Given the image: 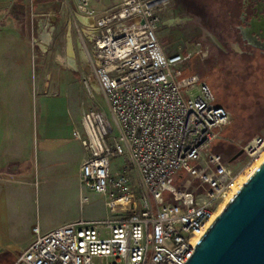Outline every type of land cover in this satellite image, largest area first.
Wrapping results in <instances>:
<instances>
[{"label": "built area", "instance_id": "1", "mask_svg": "<svg viewBox=\"0 0 264 264\" xmlns=\"http://www.w3.org/2000/svg\"><path fill=\"white\" fill-rule=\"evenodd\" d=\"M75 1L79 12L95 17L90 66L112 117L91 108L72 129L84 151L77 176L81 204L85 191L99 194L105 215L44 234L34 225L15 264H184L194 237L237 191L242 169L212 150L229 113L201 74L188 69L196 49L167 54L160 44L168 0H119L103 13L92 0ZM83 84L93 98L89 77ZM243 150L246 167L264 150V135ZM175 174L180 186L171 183Z\"/></svg>", "mask_w": 264, "mask_h": 264}, {"label": "crops", "instance_id": "2", "mask_svg": "<svg viewBox=\"0 0 264 264\" xmlns=\"http://www.w3.org/2000/svg\"><path fill=\"white\" fill-rule=\"evenodd\" d=\"M118 4L90 6L103 13ZM96 35L95 17L75 0H0V264H15L34 225L44 234L105 215L93 217L87 206L99 194L85 191L81 204L84 151L72 135L82 113L104 98L97 91L90 98L83 84L87 76L98 88L89 60Z\"/></svg>", "mask_w": 264, "mask_h": 264}, {"label": "flooded vegetation", "instance_id": "3", "mask_svg": "<svg viewBox=\"0 0 264 264\" xmlns=\"http://www.w3.org/2000/svg\"><path fill=\"white\" fill-rule=\"evenodd\" d=\"M159 26L166 39L176 34L177 44L196 47L192 60L203 71L234 75L231 80L264 72V0H168ZM236 153L228 163L238 161Z\"/></svg>", "mask_w": 264, "mask_h": 264}, {"label": "water", "instance_id": "4", "mask_svg": "<svg viewBox=\"0 0 264 264\" xmlns=\"http://www.w3.org/2000/svg\"><path fill=\"white\" fill-rule=\"evenodd\" d=\"M242 153L241 148L235 157ZM184 264H264V159L218 211Z\"/></svg>", "mask_w": 264, "mask_h": 264}, {"label": "rangeland", "instance_id": "5", "mask_svg": "<svg viewBox=\"0 0 264 264\" xmlns=\"http://www.w3.org/2000/svg\"><path fill=\"white\" fill-rule=\"evenodd\" d=\"M212 1L213 0H207V2L210 3ZM170 22L171 20H166L165 24L169 25ZM165 28L159 29L158 27L157 37L167 54L174 52L184 53L187 52V50H191V44H177L179 40L176 38V34L170 35L167 39L165 36L163 37ZM188 63V69H201L199 65L192 60V56ZM201 70L210 88L211 85L209 83L214 86L212 91L215 93L214 96L217 102L230 109H226L229 113L227 125L220 130L215 139L216 141L214 140L213 145L215 151L220 148V143L224 142L226 144L230 143L238 148L236 151L238 152V150L241 148L243 149L246 143L257 134L264 135V72L253 74L250 76V79L244 76L239 80H231L232 78L234 79V75H229V78H227L228 75H226L225 72L217 73L209 70ZM96 91L102 95L98 88H96ZM96 101H98L100 105L89 107V109L102 110L107 117L112 120L106 100L103 97H99ZM227 157L228 156L225 155L226 160L228 159ZM242 159H244V163H241ZM247 159L248 157L243 150L238 161L233 164L229 163V165L234 170L239 171L245 167ZM118 162L119 161H116L115 164ZM171 183L174 186H180L178 174L173 176ZM87 206L89 209L91 208L90 214H92L91 216L93 217L100 216L104 212L103 209H105L103 200L101 199H92ZM88 208L87 210H89Z\"/></svg>", "mask_w": 264, "mask_h": 264}, {"label": "bare ground", "instance_id": "6", "mask_svg": "<svg viewBox=\"0 0 264 264\" xmlns=\"http://www.w3.org/2000/svg\"><path fill=\"white\" fill-rule=\"evenodd\" d=\"M263 159H264V150L259 154V156L253 162H251L249 165L244 167L238 173L235 179V185H234L233 191H236L242 185V183L251 175V173L256 169V167L262 162ZM227 201L228 200H226L224 204H222L221 208L225 205ZM199 237H200V234L195 236L193 239V242H195Z\"/></svg>", "mask_w": 264, "mask_h": 264}, {"label": "trees", "instance_id": "7", "mask_svg": "<svg viewBox=\"0 0 264 264\" xmlns=\"http://www.w3.org/2000/svg\"><path fill=\"white\" fill-rule=\"evenodd\" d=\"M198 70H199V69H198ZM209 84L211 85V89L213 90V87H214V86H213L211 83H209ZM214 94H215V93H214ZM215 101H216V103H217L218 105L224 107L225 109H229V108L223 106L222 104L218 103L217 100H216V98H215ZM229 110H230V109H229ZM215 141H216V140H215ZM213 143H214V142H213ZM237 149H238V148H236L235 146L231 145L230 143L226 144V143H224V142H221V143H220V148H219L218 150L215 151V149H214V145L212 144V150H213L214 152H216V153H219V154L223 157V159H224L225 161H227L226 158H225V155L227 156V155L233 154V153H235V152L237 151ZM241 163H244V159H242Z\"/></svg>", "mask_w": 264, "mask_h": 264}]
</instances>
